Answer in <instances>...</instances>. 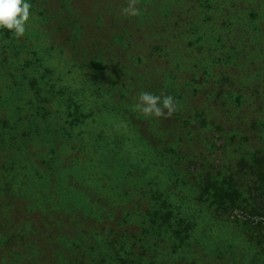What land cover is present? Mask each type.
Wrapping results in <instances>:
<instances>
[{
  "label": "rangeland",
  "instance_id": "obj_1",
  "mask_svg": "<svg viewBox=\"0 0 264 264\" xmlns=\"http://www.w3.org/2000/svg\"><path fill=\"white\" fill-rule=\"evenodd\" d=\"M29 2L0 30V264H264V0ZM231 178L250 205L205 193Z\"/></svg>",
  "mask_w": 264,
  "mask_h": 264
},
{
  "label": "clouds",
  "instance_id": "obj_2",
  "mask_svg": "<svg viewBox=\"0 0 264 264\" xmlns=\"http://www.w3.org/2000/svg\"><path fill=\"white\" fill-rule=\"evenodd\" d=\"M31 3L29 0H0V30H7L16 36H23L31 18ZM125 14H136L131 8L123 9ZM146 115L160 116L164 109L169 113L174 110V99L171 96H157L142 92L136 105Z\"/></svg>",
  "mask_w": 264,
  "mask_h": 264
},
{
  "label": "trees",
  "instance_id": "obj_3",
  "mask_svg": "<svg viewBox=\"0 0 264 264\" xmlns=\"http://www.w3.org/2000/svg\"><path fill=\"white\" fill-rule=\"evenodd\" d=\"M240 171L244 172L245 168L243 166H239ZM253 175L255 176V169L251 168ZM248 173V172H246ZM251 173V174H252ZM228 189L225 188H218L216 192H213L206 188V192L213 196L215 202L219 203L222 207H228V209L233 208L236 206L237 202H246L249 203V199H243L244 195L240 189H238V186L236 184V181L234 178H231L230 180L226 181ZM259 181H257L255 184H258ZM250 205V203H249ZM252 211L249 212L251 217H248L247 222L253 223V224H259L260 219L264 218V209L257 203L251 206ZM252 218V219H251ZM261 228L264 227V223H260ZM264 229V228H263Z\"/></svg>",
  "mask_w": 264,
  "mask_h": 264
}]
</instances>
